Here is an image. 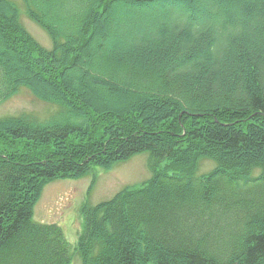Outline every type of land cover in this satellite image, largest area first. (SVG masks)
<instances>
[{"label": "trees", "instance_id": "16d2710c", "mask_svg": "<svg viewBox=\"0 0 264 264\" xmlns=\"http://www.w3.org/2000/svg\"><path fill=\"white\" fill-rule=\"evenodd\" d=\"M22 1L52 45L0 0V102L26 88L58 111L0 117V264H264V0ZM141 152L151 178L83 205L74 249L33 219L47 183Z\"/></svg>", "mask_w": 264, "mask_h": 264}, {"label": "rangeland", "instance_id": "374dc122", "mask_svg": "<svg viewBox=\"0 0 264 264\" xmlns=\"http://www.w3.org/2000/svg\"><path fill=\"white\" fill-rule=\"evenodd\" d=\"M12 1L19 7L20 21L29 34L42 46L50 48L51 39L47 32L26 15L24 5L20 0ZM197 7L202 6L199 4ZM143 10L149 11V7L145 6ZM112 11H115L120 17L123 12L129 11L136 14L139 20L142 17L138 7H131L127 4H116ZM145 18L149 23H153V20H155L153 15ZM116 34L122 35L113 26L107 27V40L103 37L99 39L98 35L94 34L91 46L93 51L100 49L102 44H108L110 41L118 39ZM113 57H116V55H113ZM73 75L80 78L81 74L79 70H75ZM81 82L83 83V81ZM95 91L94 95L105 102L114 103L118 98L117 95L109 94L110 91L103 89H99L98 92ZM126 97H128V103L135 102L132 96ZM57 111L58 106L56 104L36 98L26 88L19 89L17 93L0 102V117L28 113L33 118L46 120ZM148 156V153L141 152L126 161L114 164L110 169L104 170L99 167H91L89 173L83 177L57 179L47 183L34 205L33 219L37 222L59 225L71 248L74 249L84 226L83 216L80 212L81 206L85 204L89 206L96 205L99 202L111 199L116 193L125 188L142 186L153 174L152 169L147 164ZM213 166L212 161L202 160L199 163L197 174L209 172ZM71 264H81L80 257L77 254L74 255Z\"/></svg>", "mask_w": 264, "mask_h": 264}, {"label": "bare ground", "instance_id": "6f19581e", "mask_svg": "<svg viewBox=\"0 0 264 264\" xmlns=\"http://www.w3.org/2000/svg\"><path fill=\"white\" fill-rule=\"evenodd\" d=\"M10 1H12V0H10ZM21 1V3H22V5H24V3H23V1L22 0H20ZM123 0H117V2L118 3H121ZM13 2V1H12ZM15 3V2H14ZM16 4V3H15ZM17 5V4H16ZM51 45H52V43H51ZM44 47V46H43ZM46 48V47H45ZM51 48V47H50Z\"/></svg>", "mask_w": 264, "mask_h": 264}]
</instances>
